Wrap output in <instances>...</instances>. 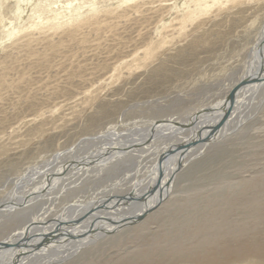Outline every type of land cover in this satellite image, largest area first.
<instances>
[{"label": "rangeland", "instance_id": "374dc122", "mask_svg": "<svg viewBox=\"0 0 264 264\" xmlns=\"http://www.w3.org/2000/svg\"><path fill=\"white\" fill-rule=\"evenodd\" d=\"M203 2L0 0V202L45 187L22 213L0 216V240L49 207L58 213L111 188L124 194L152 157L139 156L157 145L152 126L197 107L208 113L238 82L264 0ZM252 96L219 143L182 161L160 214L57 264H264V88ZM112 129L122 142L149 136L115 148L117 157L89 159L80 174L67 169L51 189L48 178L16 185L28 168ZM80 146L83 158L96 150Z\"/></svg>", "mask_w": 264, "mask_h": 264}, {"label": "bare ground", "instance_id": "6f19581e", "mask_svg": "<svg viewBox=\"0 0 264 264\" xmlns=\"http://www.w3.org/2000/svg\"><path fill=\"white\" fill-rule=\"evenodd\" d=\"M197 1L202 4L204 3V0ZM47 23H50L51 27L55 28V14L54 17L52 16V18L47 20L46 24ZM31 26H39V22ZM262 41H264V25L250 49L247 69L239 78L238 82L229 88L227 94L249 73L255 74L257 71L258 58L256 57V48L259 44H262ZM262 51L264 58V45ZM263 79L264 70L262 73V80ZM263 88L264 82L262 84L249 85L237 92L228 119L224 122L220 132L212 135V141L209 144L219 143L218 141H220L221 137L227 131L228 124H231V122L235 120L234 118H236L237 113H239L240 110H242L241 108L253 97L252 94L257 92L258 89L263 90ZM227 94L219 102L212 106H207L209 107L208 113L206 112L207 110H199L197 107L196 111L185 118L174 119L175 121L163 123L159 126H152V128L156 126V128L152 130L153 133L151 136L158 138L157 145L150 148V150H146L147 154L144 155L142 153V156H139L141 159L140 162H145L146 156L152 155L147 165H145L146 163L139 165L138 171H136L135 176H133L128 183L129 186L126 187L127 189L124 194L118 196V192L114 190L115 188H111L108 191H102L103 194L102 192L93 193V195L91 197L89 196L86 200H76L68 204V206L58 213H54L52 208L49 207V209L45 210L43 213L39 215L36 214V216L31 217L21 228L15 230V232L11 233L7 238L0 240V264H31L35 260H37V262L39 261L38 264H57V262L65 261L68 256L75 255L84 248L94 246L96 242L100 240L114 239L115 236L118 238L119 236L125 235L123 233L127 230L129 231L130 229H138V227L142 228V226H145L150 219L161 213V209L165 207L163 203L166 204L170 199L169 196L175 186L174 179L179 171L180 164L183 163L182 161L193 155L196 150H203L206 148L208 143L193 146L185 153L180 152L176 155H172L168 152L178 147L189 146L196 142L198 137L206 140L210 135V128L219 123L226 111L227 104L225 103V98ZM202 108H204V106ZM145 133L141 132L137 134L136 138L123 140L124 142H122V140L119 141L122 133L113 129L92 136L89 139L86 137L87 139L79 142L80 144L78 147L68 151L65 149L66 151H63V153H56L51 156L50 160L48 158L49 161L42 167L36 166L31 169L28 168V170L17 179L16 185H21L19 188L23 189L35 179H41V182L43 180L45 183V179L48 178V181H46L49 184V189H51L53 188L51 186L57 182V179L62 178L65 173H68L65 172L67 169H75L77 172L82 168L81 166H84L86 162L89 161V159V165H91L93 163L92 161L99 159L98 156L112 158L117 154L115 148H125L126 146L135 147V144L137 145L139 143L140 136H149V133L146 135ZM87 143L92 145V149H96L95 152H92L91 158H83V154H80L81 152L79 153L80 155H74V150L77 151L80 149V145H86ZM123 152L121 151L119 154L121 155ZM160 160L161 162L159 165L158 163ZM87 165L85 167H88ZM94 168L98 167L94 165L91 169ZM86 169L88 168H85L84 171ZM42 190L37 188L36 190H30L32 192H29L28 197L24 198L29 200L24 202H21L22 199L16 194L19 192L14 191L11 200L7 198V203H5V201L0 202V216H8L15 213L19 214V212L22 213L24 211L23 207H25L29 201L36 202L39 198L45 196V191ZM139 216L141 219H137ZM170 228H173L172 225ZM189 242L190 241H188V243ZM18 244H20V246ZM176 252L178 253V250H176Z\"/></svg>", "mask_w": 264, "mask_h": 264}, {"label": "water", "instance_id": "95a60500", "mask_svg": "<svg viewBox=\"0 0 264 264\" xmlns=\"http://www.w3.org/2000/svg\"><path fill=\"white\" fill-rule=\"evenodd\" d=\"M263 45H264V41H262V44H259V46L256 48V57L258 58V68L257 71L255 72V74H251L249 73L245 78H243L239 83H237L234 88L227 94V97L225 98V103L227 104V108L225 113L223 114V116L221 117V120L219 121V123H217L216 126L211 127L210 128V135L206 138V140L201 139L200 137H198V140L196 142H194L193 144L189 145V146H183V147H178L175 150H171L168 153L172 154V155H176L178 153H185L189 148H192L193 146H196L198 144H207L210 143L212 141V135L214 133L220 132L222 126L224 125V122L228 119V116L231 112V108L234 105L235 102V97L237 96V92L239 90H241L244 87H247L249 85L252 84H262L264 82V79L262 80V73L264 70V58H263ZM161 160L159 161V165H160ZM158 184V181H157ZM159 186V184H158ZM150 213V212H149ZM137 219H141L140 216ZM20 246V244H18ZM16 245V246H18ZM7 247V246H6Z\"/></svg>", "mask_w": 264, "mask_h": 264}]
</instances>
